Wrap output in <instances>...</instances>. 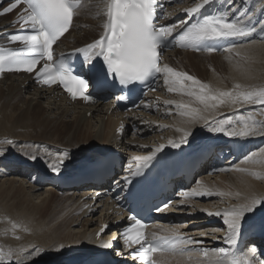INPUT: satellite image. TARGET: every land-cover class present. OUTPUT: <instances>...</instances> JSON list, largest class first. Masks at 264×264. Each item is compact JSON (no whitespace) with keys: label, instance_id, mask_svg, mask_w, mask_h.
I'll return each mask as SVG.
<instances>
[{"label":"bare ground","instance_id":"bare-ground-1","mask_svg":"<svg viewBox=\"0 0 264 264\" xmlns=\"http://www.w3.org/2000/svg\"><path fill=\"white\" fill-rule=\"evenodd\" d=\"M255 1L256 0H247V3L244 4L241 11L245 12L241 15L242 17L252 12V8L246 12V5L248 2L254 3ZM172 2L173 0H168V5ZM198 2H200V0H180V4L169 6L166 11V20L173 19L176 21L180 19L179 21L182 22L188 18L185 10ZM228 2L229 5L227 6ZM216 3L219 5L218 7L223 9H227L231 6V0H215V5ZM105 5L106 0H82V5L77 9V14L74 15L70 30L62 36L60 42L56 45L57 51H67L97 38L103 32L102 25L106 18L104 15ZM262 12L264 13L262 10L255 15H251L252 20L250 23L257 28V31L253 35L229 39L226 46L218 53L176 50V53H184L185 55V58L182 57L185 61L178 60L177 63L171 61V58L176 56V53L171 51L166 53L161 65L166 63L173 69L180 72H187L189 75L195 76L201 82L207 84L209 82L208 80L211 79L216 85H219L218 88L222 86V84L224 85L225 82H221L222 78L217 72L225 68L231 70L232 77L240 78L243 82L249 81L254 83L255 81L253 80L256 79L254 75L264 70V67L262 68L260 65L261 62L264 61V40L261 38L260 40H262V42H259V39H255L261 33L260 28L264 26V23L261 21L259 22V19H261L260 13ZM11 21L8 15L0 16V33H2V35H4L3 33L5 30L12 28ZM257 24L258 26H256ZM251 39L252 41L247 42ZM6 40L7 38L5 37L0 38V41ZM240 42L245 44L233 46V44ZM230 45L232 47L229 51L227 49ZM186 49L189 50L188 47H186ZM237 53H239V55H237ZM167 55H171V58L167 59ZM243 56H246L247 61L251 64H241ZM262 65H264V63ZM207 71H210L211 74L207 75ZM199 76H201V78H199ZM163 80L164 76L161 74L160 82H163ZM235 80L237 81V79ZM242 80H239V82ZM162 82L160 84L161 91H163ZM185 82L190 83L188 81ZM247 82L245 83L248 84ZM234 84L232 87H234ZM164 86H166L164 88V96L162 94L160 95L162 97H159V92L157 91V93L150 95L152 101L156 103L154 107L157 106V110H154L151 103L141 113H135L133 115L128 114L129 117L124 121L129 125L135 126L136 129L131 132V136H127L128 127L121 135L116 132L121 117L119 113L109 111V103L97 102L93 104H82L79 101L71 103L64 98L57 89L41 86L30 74L4 73L0 75V150L6 151V144L1 141L8 139L13 141L11 145H13L15 150L22 155L25 153L21 158H12V163L10 164L0 159V170L4 172L3 174L11 173L12 177L15 175L20 177L23 176L25 181L27 179L26 177H28L25 182L24 179L15 178L16 180H14V178H10L11 176L0 173L3 176H7L2 178L5 182L9 181V183H5L4 181L0 183V200H4L5 197L8 199L13 198L10 202L0 203L2 204L0 205V210L6 212L11 211L9 215L12 213L13 216L15 213V215L18 213V220L23 222L25 224L24 227H26L25 229L30 232L29 235H27V231V234L26 232L20 233L23 235L22 239L24 244L17 246V244H13V239L10 240L9 242L11 244L9 243V245L11 248L17 249L22 246L26 248V254L32 253L31 246L33 247L34 244L44 249V254L42 256L39 258L35 256L32 259L34 264L100 263L99 260L96 259L97 256L95 253L108 248L103 245L109 244L110 242L108 239L113 236L109 231L110 227L105 230L101 237H95V231L101 227L104 221H111L113 219L110 211V209H113V205L107 203L108 199L94 196L95 191L92 188L96 187L95 185L82 184L78 187H71L66 189L68 193L65 191L67 195L63 197H58L53 194L60 188L53 187L50 183L46 184L48 186L42 192L38 191L37 184L40 177H47L51 180L53 178L52 174H57L53 173L47 165L58 152L67 150L69 153V157L65 161L66 164L59 173L65 174L66 176L76 173L74 169L78 165L97 157L99 154L109 157V149L118 152L119 161H121V163L123 162L126 166L133 165L135 167L136 161L133 159L134 157L147 155L161 144L166 147L169 145L168 141L170 139L179 140L183 132L177 129H184L191 133L188 137V143L183 145L194 143L196 146H202L208 141H215L214 144L217 147L215 151L218 149H226V153L231 151V146L234 143H239L241 150L247 149L250 151L257 149L260 141L264 140V136L241 138L229 137L224 133L212 132L209 130V127L205 126L204 120L191 122L190 118L181 117L174 106H172L171 113L169 114V106L164 104L165 100H173L177 103L187 104L191 107L201 109H203V105H200L193 97L181 93L169 95L171 92L167 90L168 86L165 83ZM241 86H243V84ZM216 87L214 86V89ZM232 90H234V88ZM23 94H27V96ZM41 100H44V102ZM239 106L240 105L225 103L219 105L215 109H209L202 114L209 120H219L226 118L228 115L238 119L240 114L238 115L239 112L236 111V108H239ZM14 108L22 109V113L25 114L24 120L21 121L17 118L9 120L8 110L10 111ZM241 108L246 110L249 107L246 106ZM31 112H34L33 116H31L34 120L37 114H41V118L37 117L34 125L28 124L30 121L29 113ZM257 112L258 111L255 113ZM12 113L16 112L14 111ZM258 113L256 114L257 116L261 114ZM246 114L248 115L249 113L247 112ZM256 115L255 118L257 120H262L260 118L263 116L260 115L261 117H257ZM69 116L72 118L69 119ZM240 116H242V114ZM94 127H97V130L94 133L90 132V129ZM229 127L231 126H226V128ZM33 132L42 133V135H35ZM43 132L48 133V135L43 134ZM49 134L56 137L57 140L53 141L48 139L50 136ZM63 137L66 139H63ZM81 137L83 139H81ZM208 137L211 138L209 139ZM205 138L209 140H205ZM80 139L84 141L93 140L95 143H80L76 145L75 143ZM259 151L260 149L255 152L258 153ZM33 154L37 156L36 160L30 158ZM250 154H245L242 161L238 164L235 163L231 168L228 167L231 165H227V167L222 168L223 170L219 169L221 173H219L218 176L215 175L217 176L215 179V176L211 177V175L215 173V170L212 169L216 162V154L214 152L211 156V161L204 163L195 175L199 174L200 178L198 181L200 185L205 186L213 193L223 192L225 195L219 196L214 194L211 196H202L199 198H216L217 201L215 200L213 202L209 199L207 202H201L200 199L199 201H194L192 200L193 198H185L181 193L179 194V199L175 201V205L172 206L170 210L166 211L169 214V212L174 210L178 214L163 218L165 223L171 218L174 224L164 225L163 222H156L150 230L159 233L162 227H177L186 237H190L193 241L199 242L189 245L188 247L190 249L228 247L224 242L226 225H224L222 217L214 214L209 215L208 213H215L224 208L242 204L258 193L264 194V164L245 162V158ZM110 156H112V154H110ZM14 159H16V161ZM229 162H231V158L226 160L225 163L228 164ZM105 165L106 164H103V166ZM237 168H246L249 169V172H239L236 171ZM228 170L231 172L228 175H224L223 173ZM251 172L259 173L262 178H256V176L250 174ZM32 175L34 176L32 177ZM33 178L37 180L35 183ZM211 178L215 180H211ZM16 181H19L18 186L15 185L17 184ZM3 184L5 185L1 187ZM197 186L198 184L196 187ZM107 188L108 185H101L95 189H100L101 192H103ZM31 189L35 191V193L39 192V194L36 195V199L42 194H45L44 197L37 200V203L32 202L29 197L31 196L33 198L34 196L31 194ZM185 191H187V189L183 190V192ZM86 193L92 194L86 195ZM237 193H239V196L236 195ZM20 199L30 205V207H22V205H20L22 204ZM181 201H183V203H181ZM45 203L48 204L45 206ZM21 231L24 232L25 230L23 231L22 228ZM208 234L211 236H208ZM263 234L264 216H262V213H260V211H255L254 213L248 214L242 224L241 233L239 235L247 239L245 252L253 246L255 247L256 243H260L264 246V242L260 239L264 236ZM61 244H63L64 247L59 249ZM114 246L118 248V241L114 243ZM57 249H59V251H57ZM109 251L114 252L111 249H109ZM126 254L125 252L123 256H121L120 252H118L112 256L114 259H117L116 264H131V261L126 259ZM189 255L192 257L191 260L187 258ZM156 258L165 259L166 264H196L197 260H204L203 256L197 251L186 253L184 257L170 255L161 257L157 254Z\"/></svg>","mask_w":264,"mask_h":264},{"label":"snow or ice","instance_id":"snow-or-ice-1","mask_svg":"<svg viewBox=\"0 0 264 264\" xmlns=\"http://www.w3.org/2000/svg\"><path fill=\"white\" fill-rule=\"evenodd\" d=\"M21 3H24L26 7L16 22L22 21L21 27L26 31L24 34L10 35L9 40L10 42H22L23 46L19 49H11L0 45V73L5 70L33 72L37 64L43 60V66L36 72L38 82L45 85L62 84L73 99L79 96L85 101L92 99L87 94L89 79L95 78L102 83L111 76L118 79L121 85H130L135 82H146L150 78L163 74L164 83L168 86L169 92L193 97L200 105H203L201 109L173 100H165L164 104L169 106V114L174 106L181 117H188L191 122L204 120L205 126L209 127L212 132L241 138L264 136V120H257L253 113L239 116L237 120H234L231 115L219 120H209L202 114L225 103L264 106V87L248 89L236 84L234 90L222 91L201 82L187 72L177 71L159 62L160 50L176 43L170 38L177 28L181 29L177 34L178 46L208 52L218 50L217 46L209 42L228 41L231 38L253 35L257 28L250 23L252 16L245 14L243 18H229L230 13L238 11V8L217 7L211 14L201 15L205 7L215 4V0H200L185 10L190 19L193 16L200 17L199 19L191 23L184 21L179 25L158 26L154 23L157 0H106L104 12L106 20L102 25L103 33L98 39L68 54L82 55V63L87 66L86 72L89 77L86 79L83 74H76V71L66 63L64 54H61L59 59H54L53 53V45L69 30L77 9L82 5V0H14L9 7L3 9V13L12 11ZM260 31L264 32V26L260 28ZM231 47L230 45L227 50L230 51ZM261 112L264 113V108H261ZM229 125L231 127L226 128ZM177 130L182 131L183 135L179 140L170 139L168 141L173 148H179L188 143V137L191 134L184 129ZM2 143L12 144L13 141L5 139ZM164 147L165 145L161 144L147 155L134 157L135 168L130 169L129 176L124 177L126 184H131L133 177L142 175L143 170L151 164ZM68 157L67 150L58 152L47 167L53 173L59 174ZM30 158L36 160L37 156L33 154ZM245 162L264 164V148H261L258 153H251L245 158ZM236 171L249 172V169L237 168ZM250 174L258 179L262 178L259 173L251 172ZM214 194L225 195L223 192L213 193L199 182L197 187L182 193L185 198ZM236 195L239 196V193ZM170 203L158 207L156 211L166 210ZM261 207H264V197L252 196L242 204L208 213L222 217L226 225L224 242L228 247L190 249L189 245L199 242L186 237L179 228L162 227L159 233H148L146 224L135 215L128 217L134 223L123 230L122 238L125 247L138 246L133 256L138 258L141 264H166L165 259L155 258L156 254L161 257L168 255L184 257L191 251H197L204 258L203 261L197 260L196 264H264V260L257 259L254 246L243 253L237 248L238 236L246 216ZM16 227L19 225L13 224V229ZM104 230L101 228V233ZM103 246L111 247L110 244ZM63 247L64 245L61 244L59 249ZM43 251L44 249L34 246L32 253L26 254L24 247L7 250L0 247V264H9L13 260L15 264H25L26 261H31ZM187 258L192 259L190 255Z\"/></svg>","mask_w":264,"mask_h":264},{"label":"rangeland","instance_id":"rangeland-1","mask_svg":"<svg viewBox=\"0 0 264 264\" xmlns=\"http://www.w3.org/2000/svg\"><path fill=\"white\" fill-rule=\"evenodd\" d=\"M238 3V4H237ZM245 3H247V0H231V6H229L227 9H231V8H238L239 10L238 11H236V12H232V13H230V19H238V18H243L241 15L243 14V13H245V12H241L242 11V8H243V6H244V4ZM229 5V2L227 3V6ZM234 5V6H233ZM171 6H174V4H171ZM264 0H256L254 3H249L248 2V4L246 5V8H247V10H246V12L250 9V8H252V12L251 13H249L248 14V16H251V15H255V14H257V13H259L260 11H264ZM260 7V8H259ZM262 8V9H261ZM261 9V10H260ZM9 18L11 17V16H8ZM260 17H261V19H259V22L261 21L262 23H264V13L262 12V13H260ZM258 22V23H259ZM256 26H258V24L256 25ZM260 34H261V36H260ZM255 39H259L258 41L260 42H262V40H264V32H262L261 31V33H260ZM260 36V37H259ZM259 37V38H258ZM262 38V40H260ZM254 39V40H255ZM250 41H252V39L251 40H249V41H247V42H250ZM246 42V43H247ZM243 44H245V43H242V42H240V43H236V44H233V46L235 47V46H239V45H243ZM176 51V49L173 51L174 53H176L175 52ZM180 51H190V52H192L191 50H187V49H180ZM169 52H171V51H169ZM224 52V51H223ZM222 52V53H223ZM222 53H221V55H222ZM183 55V56H182ZM165 56H166V54H165ZM182 57H184L185 58V55H184V53H182V54H178V53H176V56L175 57H172L171 58V55L170 56H168L167 55V59H170L171 58V61L173 62V63H177L178 62V60H184V58H182ZM246 59V56H243V58H242V61H241V64L243 63L244 65L245 64H251L249 61H247V59ZM185 61V60H184ZM263 61V60H262ZM166 62V61H165ZM248 62V63H247ZM264 63V61L263 62H261V67L263 68L264 67V65H262ZM166 64V63H165ZM252 66V65H251ZM207 75H210L211 73H210V71H207ZM219 75H220V77L222 78V83H224L225 82V87H224V85L222 84V86H220L219 88H218V86L219 85H216V83H214L211 79L210 80H208L209 82H208V84H210V86H217L215 89H220V90H222V91H225V88H226V91H228V90H232L234 87H232L233 86V84H234V86L236 85V83H238L239 85L241 84H243V86L242 87H246V88H253V87H264V70H261V72H259L258 74H255L256 76H258V77H256L255 75H254V77L256 78H253V79H255V80H253V81H255L254 83L252 82H247V81H245V82H247L248 84H246L245 82H243V80L242 79H240V78H236V77H232V75H231V70L229 69V68H225V69H220L218 72H217ZM261 74V75H260ZM164 76V75H163ZM226 76V77H225ZM228 77H232V78H228ZM199 78H201V76H199ZM227 78V79H226ZM237 79V81L235 80V79ZM231 79H234V80H231ZM239 80H242V81H240L239 82ZM246 80V79H245ZM263 80V81H262ZM252 81V80H251ZM162 82V81H161ZM162 86H163V91H159V97H162V96H160V95H162L163 94V96H164V93H165V90H164V88L166 87V86H164V80H163V82H162ZM250 85V86H246V85ZM214 86H213V88H214ZM228 87V89H227V87ZM231 86V87H230ZM221 87H223V88H221ZM230 87V88H229ZM24 96H27V94H23ZM169 95H173V93H170ZM24 96H23V98H24ZM41 101H43L44 102V100H41ZM36 103V102H35ZM35 103H33V104H35ZM20 106H21V104H20ZM246 106H248L249 108L248 109H243V108H241V107H246ZM258 110H257V109ZM261 108H264V106H258V105H240L239 106V108H236V111H238L239 113H238V115L240 114H242V116H243V114H244V116L245 115H247L246 113L248 112V113H253L254 115H256L258 112L259 113H261L260 115L261 116H263L262 118H260V119H262V120H264V113H262L261 112ZM18 110H20V109H18V108H14V109H12V110H8V114H9V120H13V119H15V118H17V119H19V120H24V117H25V114H23L22 113V109L20 110V111H18ZM245 110V111H244ZM16 112V113H12V112ZM256 111H258L257 113H255ZM1 112V111H0ZM19 112V113H18ZM21 112V113H20ZM33 113L34 112H31V113H29V117H30V121L28 122V124H31V125H34L35 124V122H36V119H37V117H40L41 118V114H37V116H36V119L34 120V118H31V116H33ZM258 113V114H259ZM13 114V115H12ZM89 115V114H88ZM239 115V116H240ZM260 115H258L259 117H261ZM257 116V115H256ZM257 116V117H258ZM11 117V118H10ZM21 117V118H20ZM72 117H70L69 116V119H71ZM234 120H237L236 118H233ZM40 120V119H39ZM43 120L45 121V119L43 118ZM230 128V127H229ZM97 130V127L95 128H91L90 129V132H92V133H94L95 131ZM132 131L131 130H129L128 131V129H127V133H128V135L127 136H131V133ZM35 135H42V133H36V132H33ZM43 134H47L48 135V133H45V132H43ZM50 135V134H49ZM48 139H50V140H53V141H56L57 139H56V137H54L53 135H50L49 136V138ZM63 139H66V138H64L63 137ZM81 139H83L82 137H81ZM78 140V142H76L75 144L76 145H78V144H80V143H83V144H90V143H95L93 140L92 141H84V140ZM5 140V139H4ZM3 140V141H4ZM2 142V141H1ZM101 143V142H100ZM6 144V143H5ZM96 145V144H95ZM264 147V140L263 141H260V143H259V145L257 146V149H254V150H250V151H247L246 152V154L248 155V154H250V153H253V151L255 152V151H257L258 149H261V148H263ZM5 149H6V151L5 150H2V151H4V152H2V154H0V159L3 161V160H5V161H7L9 164L10 163H12V158H15V157H20L21 158V156H24V154L25 153H23V155L21 154V153H19L17 150H15V148H13V145H11V144H6V146H5ZM9 150V151H8ZM7 152V153H6ZM9 152V153H8ZM13 152V153H12ZM18 154V155H17ZM1 155H3V156H1ZM14 155V156H13ZM245 155V154H244ZM3 157V158H2ZM242 157L241 158H239L237 161H235L234 163H232V164H229V165H231V166H228V167H232V166H234V164L236 163V164H238L239 162H241L242 161ZM15 161H16V159H14ZM82 162V161H81ZM240 166V165H239ZM2 167V166H1ZM224 167H227V165L226 166H221V167H218V168H215L214 170H215V173H213L212 175H211V177H214L215 175H217L218 176V174L219 173H221V172H219V169H222V168H224ZM238 167V166H237ZM1 171V170H0ZM231 171L230 170H228V171H225L223 174L224 175H228L229 173H230ZM0 173H4L3 171H1ZM2 174H0V178L2 179V178H4V177H7L8 175L9 176H11V173H8V174H3V175H7V176H3ZM13 174H15V173H13ZM206 175V174H205ZM217 176H215V179H216V177ZM22 177V178H21ZM11 176L10 178H14V180H16L15 178H18V179H21V180H23L24 179V177L23 176ZM27 179H28V177H26ZM199 178H200V176H196L195 177V179L192 181V183H191V185L190 186H188L187 187V190H191L193 187H196V185L198 184V180H199ZM0 179V183H2L3 181H4V179H2L1 180ZM27 179H26V181H27ZM214 178H211V180H215ZM24 181H25V179H24ZM25 181V182H26ZM5 182V181H4ZM5 183H9V181H7V182H5ZM16 183L17 184H15L16 186H18L19 185V181H16ZM28 183V182H27ZM46 184H49L47 181L46 182H43L42 184H37L38 185V191L39 192H42L45 188H47V186L48 185H46ZM5 184H3L1 187H3ZM32 185V184H31ZM29 189V188H28ZM31 191V194H33L34 196H33V198L31 197V196H29L30 198H31V201L32 202H38L37 200H39L40 198H42V197H44V195L45 194H42V195H39L40 197H38L37 199H36V195H38L39 194V192L37 193H35V191H32V189L30 190ZM65 191H66V189H59V190H57L56 192H54L53 194H55V195H57L58 197H63V196H65V195H67L66 193H68V191H66V193H65ZM263 195L264 194H256V196H260V197H263ZM35 197V198H34ZM3 198H4V196H3ZM50 198V197H49ZM199 197H196V198H193L192 200H194V201H199ZM212 200L213 202L216 200V198H208V199H200V201L201 202H207V200ZM214 199V200H213ZM13 200V198H7V197H5L4 198V200H0V203H5V202H10V201H12ZM21 200V203L22 204H20V205H22V207L23 206H25V208L27 207V208H29L30 207V205H28L26 202H23V200L22 199H20ZM48 200V199H47ZM2 201V202H1ZM49 201V200H48ZM217 201V200H216ZM50 203V202H49ZM30 204H31V202H30ZM48 203H45V206L47 205ZM0 205H2V204H0ZM20 205H19V207H20ZM40 206V205H39ZM257 211H260V213H262V216H264V207H261V208H259ZM9 212H11V211H8V212H6V211H2V210H0V247H3L5 250H7V249H9V248H11L10 247V245H9V241L10 240H14V243L13 244H17V246L18 245H21V244H24V241H23V239H22V236L23 235H21L20 233H25L26 231L28 232V234H27V232H26V234L27 235H29L30 234V232L28 231V230H25V228L26 227H24L25 226V224L23 223V222H21V221H19L18 219H19V217H18V213H17V215H15L14 214V216L12 215V213L9 215ZM4 213V214H3ZM18 217V218H17ZM17 220V221H16ZM13 224H17V225H19V227H16L15 229H13ZM21 225H22V227H21ZM22 228H23V231L24 232H22L21 230H22ZM208 236H211L210 234H208ZM22 239V240H21ZM8 240V241H7ZM11 244V243H10ZM24 246V245H23ZM34 246H38V245H36V244H34L33 245V247ZM20 247H22V246H20ZM33 247L31 246V251L33 250ZM39 247V246H38ZM204 248V247H203ZM11 249H13V248H11ZM26 249V248H25ZM44 253L42 252V254H40L39 256H37V258H39L40 256H42ZM34 261H26L25 262V264H34L33 263ZM9 264H15V261L13 260L12 262H9Z\"/></svg>","mask_w":264,"mask_h":264}]
</instances>
